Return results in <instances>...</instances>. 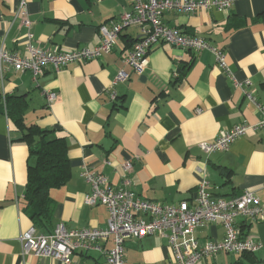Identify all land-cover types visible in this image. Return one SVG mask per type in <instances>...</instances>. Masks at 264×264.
I'll return each mask as SVG.
<instances>
[{"label": "crops", "instance_id": "0c3cea01", "mask_svg": "<svg viewBox=\"0 0 264 264\" xmlns=\"http://www.w3.org/2000/svg\"><path fill=\"white\" fill-rule=\"evenodd\" d=\"M25 1L33 43L58 51L97 45L98 27L119 20L131 9L128 0ZM18 4L19 0H0V42L23 55L27 27L14 18ZM162 19L222 49L228 71L207 49L162 42L149 50L147 65L137 73L122 61L138 38L137 26L124 27L103 56L56 70L48 66L36 79L29 71L0 70V103L5 93L24 95L27 122L55 127L66 136L71 177L50 189L55 222L63 221L69 228L105 226L106 205L84 204L91 186L81 172L85 167L103 173L111 186L118 187L127 158L133 164L128 187L142 198L190 203L198 181L206 177L212 197L249 190L264 207V127H250L226 150L206 154L198 145L214 140L224 128L263 119L254 101L264 103V0H233L222 11L169 10ZM180 65L185 69L178 70ZM119 70L126 71L128 78L114 81ZM232 78L242 86L236 87ZM247 79L249 84L244 83ZM45 88L56 93L55 100L47 102ZM111 93L116 96L113 101ZM12 127L11 118L0 111V264H65L52 257L22 254L19 237L31 224L22 210L29 153ZM236 226L262 247L250 254H207L196 264H264V219L238 217ZM224 233L219 221L194 231L200 243L220 240ZM111 245V240L105 243ZM124 245V264H165L172 257L167 238L156 233L131 237ZM71 258L105 264V256L95 252H74Z\"/></svg>", "mask_w": 264, "mask_h": 264}, {"label": "built area", "instance_id": "2783aa9c", "mask_svg": "<svg viewBox=\"0 0 264 264\" xmlns=\"http://www.w3.org/2000/svg\"><path fill=\"white\" fill-rule=\"evenodd\" d=\"M130 11L123 12L119 20H109L98 29L100 42L93 47H76L69 51L49 50L33 43L30 32V19L27 18L26 1L19 0L14 18L27 27L24 46L26 54L9 50L0 42V70L11 68L15 71H29L36 79L48 66L55 70L70 62H82L98 58L108 53L113 47L121 30L126 26L139 28L138 38L123 58L124 65L141 73L148 63V52L157 43H170L182 49L209 50L216 64L228 71L225 53L215 47L205 37L184 33L164 23L165 11L193 13L198 10H228L233 0H128ZM128 73L119 70L114 81L125 80ZM236 87L241 82L233 79ZM245 84H249L247 79ZM47 102L55 100L56 93L42 89ZM113 93L110 96L113 98ZM250 97V95L248 94ZM253 100V98H252ZM263 119L254 124L241 122L219 131L214 140L202 141L198 145L206 154L226 150L229 145L243 136L250 127H264V103L254 101ZM133 168L132 159L122 162L123 175L121 185H110L106 175L91 172L88 168L81 175L89 182L90 192L84 197V204H104L108 210L106 224L103 227L84 226L69 228L63 221L56 222L50 233H42L30 224L19 237L22 254L33 253L37 256L52 257L65 264H83L73 262L74 252H95L105 256V264H124L125 242L131 237L147 234H160L167 238L172 257L165 264H196L205 255L220 252L240 254L253 253L262 247L260 241L243 235L236 226L238 217L252 220L264 219V207L253 191L244 190L232 197H212L209 192L210 181L203 177L196 185L195 198L192 202L181 200L177 204H168L137 196L128 184V173ZM146 217L147 219H145ZM219 221L225 228L224 237L200 243L195 234L199 225ZM111 240V247L105 243Z\"/></svg>", "mask_w": 264, "mask_h": 264}, {"label": "trees", "instance_id": "16d2710c", "mask_svg": "<svg viewBox=\"0 0 264 264\" xmlns=\"http://www.w3.org/2000/svg\"><path fill=\"white\" fill-rule=\"evenodd\" d=\"M179 67L178 70H183L186 65ZM2 98L0 111L11 118L12 131L24 140L29 153L22 210L38 231L50 233L56 224L55 200L50 189L66 184L71 177L66 136L55 127H41L36 122H27L24 95L5 93ZM115 99L114 95L112 101ZM119 104L121 101L115 106Z\"/></svg>", "mask_w": 264, "mask_h": 264}, {"label": "rangeland", "instance_id": "374dc122", "mask_svg": "<svg viewBox=\"0 0 264 264\" xmlns=\"http://www.w3.org/2000/svg\"><path fill=\"white\" fill-rule=\"evenodd\" d=\"M231 254H235V253H231Z\"/></svg>", "mask_w": 264, "mask_h": 264}]
</instances>
